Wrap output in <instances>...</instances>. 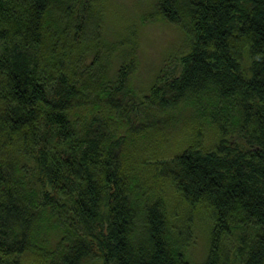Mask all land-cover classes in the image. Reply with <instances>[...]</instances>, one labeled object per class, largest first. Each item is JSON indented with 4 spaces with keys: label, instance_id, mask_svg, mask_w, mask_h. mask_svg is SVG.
Instances as JSON below:
<instances>
[{
    "label": "trees",
    "instance_id": "16d2710c",
    "mask_svg": "<svg viewBox=\"0 0 264 264\" xmlns=\"http://www.w3.org/2000/svg\"><path fill=\"white\" fill-rule=\"evenodd\" d=\"M97 5L0 0V264H195L162 182L208 215L201 264H264V0H152L142 15L189 48L150 90L157 109L183 97L219 136L168 160L128 148L161 116L128 97L133 66L102 39Z\"/></svg>",
    "mask_w": 264,
    "mask_h": 264
},
{
    "label": "rangeland",
    "instance_id": "374dc122",
    "mask_svg": "<svg viewBox=\"0 0 264 264\" xmlns=\"http://www.w3.org/2000/svg\"><path fill=\"white\" fill-rule=\"evenodd\" d=\"M97 4L102 14V39L107 44L119 48L115 52L116 55L123 56L122 53L126 51L127 61L133 66L128 78V87L130 86L132 90L128 97L133 95L135 100L143 97L140 100L144 105V118L146 113L161 116L157 120L160 131L156 136L150 134L147 137L149 139L129 145L128 148L133 156L142 150L148 160L153 153L160 154L162 159L168 160L186 150L192 144L195 135L199 136L200 132L201 146L205 149L214 147L219 136L207 123L203 122L199 125L201 119L198 113L188 107L192 104H187L185 98L181 97L178 106L167 110V113L157 109L162 103L161 96L150 95V90L154 88L159 77L168 81L172 75L178 74L181 68L180 59L189 49L181 27L170 22L142 21V15L151 11L152 0H97ZM90 58L89 56L88 59ZM115 63L113 61L111 64V73L117 68L118 63ZM188 97L195 101L194 96L188 95ZM164 99L166 102L172 101L170 97ZM150 119L152 118L143 121L148 123ZM235 138L227 136V140ZM159 142L163 143L161 147ZM143 173L146 176L150 174L148 169L147 172L144 169ZM162 183L161 193L175 225L182 226L189 223L191 226L193 240L187 249L188 258L195 264H201L206 258L209 247L211 223L208 215L204 211L195 210L191 212V216H188L190 213L188 205L182 201L171 185ZM45 188L49 189V185L45 184ZM103 215H106L105 211Z\"/></svg>",
    "mask_w": 264,
    "mask_h": 264
}]
</instances>
